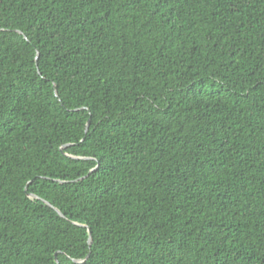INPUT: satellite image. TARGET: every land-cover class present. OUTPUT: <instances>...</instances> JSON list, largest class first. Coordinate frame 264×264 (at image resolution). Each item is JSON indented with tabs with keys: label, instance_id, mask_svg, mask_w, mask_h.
Here are the masks:
<instances>
[{
	"label": "trees",
	"instance_id": "obj_1",
	"mask_svg": "<svg viewBox=\"0 0 264 264\" xmlns=\"http://www.w3.org/2000/svg\"><path fill=\"white\" fill-rule=\"evenodd\" d=\"M0 264H264V0H0Z\"/></svg>",
	"mask_w": 264,
	"mask_h": 264
},
{
	"label": "water",
	"instance_id": "obj_2",
	"mask_svg": "<svg viewBox=\"0 0 264 264\" xmlns=\"http://www.w3.org/2000/svg\"><path fill=\"white\" fill-rule=\"evenodd\" d=\"M19 33H21V32H19ZM36 58H37V57H36ZM55 95L57 96L56 92H55ZM88 123H89V122H88ZM87 128H88V126H87ZM29 196L32 197V198H35V199H40V198H38L37 196L32 195V194H29ZM40 200H42L47 206H49V207H51L52 209H54V210H55V211H56L61 217H64L63 214L61 213V211L58 210L57 208H55L54 206H52L49 202H47V201H45V200H43V199H40ZM88 234H89L88 243L91 244V243H92V237H91V230H90V228H88ZM87 257H88V255H87ZM87 257H86V258H87ZM73 261L76 262V263H80V262H82V261L75 260V259H73Z\"/></svg>",
	"mask_w": 264,
	"mask_h": 264
}]
</instances>
